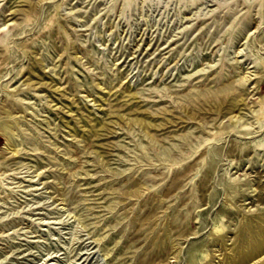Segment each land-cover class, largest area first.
Masks as SVG:
<instances>
[{"label": "rangeland", "instance_id": "374dc122", "mask_svg": "<svg viewBox=\"0 0 264 264\" xmlns=\"http://www.w3.org/2000/svg\"><path fill=\"white\" fill-rule=\"evenodd\" d=\"M2 127L0 264L264 262V0H0Z\"/></svg>", "mask_w": 264, "mask_h": 264}, {"label": "bare ground", "instance_id": "6f19581e", "mask_svg": "<svg viewBox=\"0 0 264 264\" xmlns=\"http://www.w3.org/2000/svg\"><path fill=\"white\" fill-rule=\"evenodd\" d=\"M124 1H126V0H124ZM154 1H156V2H158V0H154ZM192 2L194 3V2H198V0H192ZM221 7V5H215V8H220ZM16 23L14 22L13 23V25H15ZM148 123L147 122H145V121H143V126L147 129V127H148ZM0 130L4 133V131L6 130L4 127H2V128H0ZM263 146H264V143H262L261 145H260V147H262L263 148ZM224 227H225V224L224 223H221V224H217V225H215L214 226V228H213V231H212V234L213 235H216V236H220L222 233H223V230H224ZM262 250V245H256L255 247H254V249H253V251H252V254H255V253H259L260 251ZM208 255H207V253L205 254V257H207ZM261 264H264V262L263 263H261Z\"/></svg>", "mask_w": 264, "mask_h": 264}]
</instances>
